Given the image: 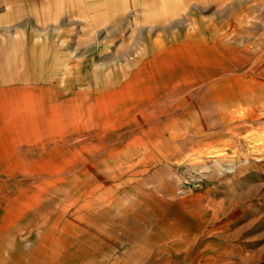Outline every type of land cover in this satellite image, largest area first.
<instances>
[{"label":"rangeland","instance_id":"obj_1","mask_svg":"<svg viewBox=\"0 0 264 264\" xmlns=\"http://www.w3.org/2000/svg\"><path fill=\"white\" fill-rule=\"evenodd\" d=\"M231 1L0 0V78L6 82L19 81L22 72L33 67L32 83L47 86L44 73L53 65L56 78L68 73V82L77 79L85 90L99 86L105 90L111 82L148 69V59L163 51L178 47L186 60L184 64L181 55L177 74L157 81L160 87L153 109L160 115L165 138L162 152L168 159L161 163V176L152 173L147 188L155 193L156 186L162 190L161 210L153 212L148 201L147 213L104 215L101 228L108 226L112 236L105 233V244H99L96 254L90 245L71 247L68 264H152L154 256L159 264H264V87L249 88L247 73L257 74L252 66L264 51V0ZM166 5L167 20H162ZM244 7V14L250 16L244 19L247 31L241 28L234 44L247 45L249 52L228 46L206 31H237L242 21L235 17ZM252 54L255 58L250 62L239 63ZM125 83L116 82L114 92L115 100H125L127 105L132 86L127 90ZM229 89L228 100L216 101L218 90ZM147 93L152 98L150 88ZM205 95L214 101L209 104L215 106L219 124L202 129L196 124L199 111L195 113V108ZM219 108L230 111V117H224ZM188 129L192 134H183ZM129 130L122 141L128 140ZM194 144L193 155L189 149ZM209 146L220 148L223 156L210 157L209 163L189 159L190 154L206 156ZM141 246L148 257L137 261L132 251L138 252Z\"/></svg>","mask_w":264,"mask_h":264},{"label":"bare ground","instance_id":"obj_2","mask_svg":"<svg viewBox=\"0 0 264 264\" xmlns=\"http://www.w3.org/2000/svg\"><path fill=\"white\" fill-rule=\"evenodd\" d=\"M217 3L218 6L221 5V1ZM230 3L232 1L228 2ZM166 6L162 20H167L164 17L168 10V5ZM246 10L245 7L240 9L235 17L237 21H242L237 31L209 30L208 27L206 31L212 32L215 39H223L228 46L245 47L249 52L247 45L234 44L240 38L238 33L242 29L247 31L244 19L250 16L244 14ZM177 49L154 55L148 59V69L143 68L129 79L116 81H126L132 86L127 91V105L125 100H115L116 82H111L105 90L99 86L88 91L77 79L72 83L68 82V73L60 78L54 77L53 65H49L44 71V81H49L47 86L32 83L30 76L35 72L33 67L22 72L19 81L6 82L0 78V264H68L71 247L90 245L96 254L100 249L99 244H105V233L108 238L112 236L107 232L108 226L101 228L100 219L104 215H110L114 211L123 215L126 212L128 215L147 213L148 201L153 212L161 210L164 201L159 194H162V190L156 186L158 193H155L154 189L147 188V180H150L152 173L161 176L164 172L161 163L165 159L162 152L165 138L159 127L160 115L153 108L160 87L157 81L164 79L165 75L173 76L178 72L182 54ZM182 56L186 64L185 57ZM253 57V54L250 59L243 56L238 61L246 64ZM58 60L62 61V58ZM262 60L264 51L255 59L252 68L255 70ZM247 73L251 80L249 88L253 85L260 86L251 72ZM124 85L128 90V85ZM235 85L239 86V82ZM138 86H141L139 90ZM147 88H150L152 98L148 95ZM239 88L241 89L240 86ZM226 91L222 95L218 90L216 101L222 102L225 98L228 100L227 95L232 93L230 89ZM204 97L195 108V113L199 111L195 114V119L196 124L207 129V126L218 125L219 120L217 113H213L215 106L208 104L207 95ZM148 105L151 109H147ZM220 110L222 109L219 108ZM225 111L220 113L229 118L230 111ZM151 124L158 129L150 126ZM128 130V140L122 141L121 137ZM183 134L192 133L188 129ZM115 138L116 143L113 142ZM196 145L190 147L191 154ZM218 149L220 148L209 146L207 151H210V156L206 153V156L198 158L190 154L193 158L189 159L195 161L203 158L201 162L207 163L210 157L223 156L224 151ZM102 152L104 156L100 157ZM23 241L24 247L20 248ZM137 251H132V256L137 261L147 259L148 252L143 246ZM76 254L82 255V252L76 251ZM151 261L152 264H159L155 256Z\"/></svg>","mask_w":264,"mask_h":264},{"label":"crops","instance_id":"obj_3","mask_svg":"<svg viewBox=\"0 0 264 264\" xmlns=\"http://www.w3.org/2000/svg\"><path fill=\"white\" fill-rule=\"evenodd\" d=\"M255 70H257V74L254 76L253 75V77L256 79V82H258V84L263 88L264 87V83H262L263 81H264V65H263V63H259V65L258 66H256L255 67ZM262 80V81H261ZM209 87V86H208ZM260 87V88H261ZM223 90H222V95H223ZM256 92V91H255ZM263 93H264V90L262 91ZM208 98V97H207ZM210 102H212V99H209L208 100V104L210 103ZM222 111H224L223 110V108H222ZM222 114V113H221ZM223 115V114H222ZM224 116V115H223Z\"/></svg>","mask_w":264,"mask_h":264}]
</instances>
